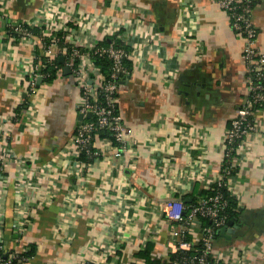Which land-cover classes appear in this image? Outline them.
I'll use <instances>...</instances> for the list:
<instances>
[{
  "label": "crops",
  "instance_id": "obj_1",
  "mask_svg": "<svg viewBox=\"0 0 264 264\" xmlns=\"http://www.w3.org/2000/svg\"><path fill=\"white\" fill-rule=\"evenodd\" d=\"M253 5L264 55V0ZM8 21L68 26L78 43L126 37L131 68L118 99L135 154L113 160L97 140L103 158L83 181L76 176L72 138L80 120L74 82L65 75L42 81L38 98L28 96L26 65L36 53L43 56L42 48L11 43ZM244 48L214 0H3L0 117L25 105L9 140L16 158L6 172L10 186L0 193L7 247L34 246L28 264H140L137 254L150 242L152 257L165 263L170 224L164 204L191 202L202 182L221 176L225 137L246 95ZM252 120L254 131L228 189L237 203L235 234L215 244L216 254L240 264H264V113L256 111ZM19 167H25L21 177L34 218L16 245ZM36 204L41 207L34 213Z\"/></svg>",
  "mask_w": 264,
  "mask_h": 264
},
{
  "label": "built area",
  "instance_id": "obj_2",
  "mask_svg": "<svg viewBox=\"0 0 264 264\" xmlns=\"http://www.w3.org/2000/svg\"><path fill=\"white\" fill-rule=\"evenodd\" d=\"M2 1L0 0V3ZM214 1L227 14L232 30L245 43L243 60L247 66V78L245 99L236 108L235 117L231 121L225 137L221 176L211 184L202 182V190L205 191L212 190V186H216L218 189L224 187L229 189L233 172L244 151L245 139L254 131L251 119L256 112V106H261L264 113V55L257 47L258 32L252 20L253 0ZM6 26L7 32L11 30L16 34V36L7 34L11 43L34 42L41 46L43 57L46 59L45 63L49 66H54L55 59L61 54L58 49V42L61 39L58 35L64 33V38L73 49L66 66L71 72V78L79 96L77 113L82 116L72 138L71 158L74 167H76L74 173L76 176L78 175L77 177L83 181L91 166L103 158L104 155L97 148V140L102 143L105 151L110 152V157L113 160L135 154L134 134L123 121L117 97L121 82L128 79L130 74L126 66L130 55L126 48H116L112 45L103 47L100 42L94 45L86 42H73L71 37L74 34V29L68 26L51 29L46 24L23 21H8ZM35 29H41V32L35 35ZM120 39L125 45L123 40L125 41L126 37L121 36ZM49 41L51 44L48 43ZM54 49H58L57 55L54 53ZM97 57L111 62L108 76H105L97 67L94 61ZM26 67V76L23 82L25 93L32 98H38V81H43L47 76L41 73L45 67L36 56L30 58ZM59 77L62 76L59 75L57 78ZM88 115H91L90 120H87ZM20 117L17 119L14 116L0 117V193L10 186L6 172L10 162L16 158L9 150V140ZM98 130L109 132L113 141L109 138L95 140L94 133ZM237 141L240 143L237 148V156L233 158L230 166L224 169V159L233 151L232 146ZM83 157L91 159L92 162L83 161ZM22 169L25 167L17 169L19 177L16 179L17 199L21 205L16 209V219L12 221V232L15 234L14 243L16 245L22 244L23 235L32 226L34 218L28 211V208L31 210V201L27 199L28 184L21 177L24 171ZM38 205L36 204L35 210L32 209V212L36 213L39 210L38 207L41 206ZM225 206L223 195L219 193L210 197L198 198L187 216H185V207L181 201H170L164 204V218L170 224V241L168 243L170 256L165 260V264H240L233 257L215 253L217 236L227 227L226 218L222 214ZM202 220H208L211 222V226H203ZM5 234V201L0 194V264H28L34 257L26 256L30 251L29 245L10 250L7 247ZM196 246H200L201 250H197V255L193 257L171 258V255L191 252ZM141 263L146 264L143 261Z\"/></svg>",
  "mask_w": 264,
  "mask_h": 264
},
{
  "label": "trees",
  "instance_id": "obj_3",
  "mask_svg": "<svg viewBox=\"0 0 264 264\" xmlns=\"http://www.w3.org/2000/svg\"><path fill=\"white\" fill-rule=\"evenodd\" d=\"M254 7V5H253ZM41 32V29H35L34 30V34L35 35H38L39 33ZM8 35L10 36H16V34H14L11 30H8ZM59 38L61 39L59 42H58V49L61 51V54L58 58L55 59V63H54V66H49L47 65L45 62H46V59L41 55V53H36V57L38 59H40V62H42V64L44 65V69L41 70V73L42 74H45L47 75L43 82L44 83H52L54 82L57 77L59 75L61 76H64V68L66 67L67 65V62L69 60V56L70 54L72 53V47L71 45L67 42V40L64 38L65 34L62 33L60 35H58ZM113 40V39H111ZM110 38H106V39H103L100 41V45L103 46V47H107V46H115L116 48H120V47H123V48H126L127 47L122 44V41L120 40H114V41H111ZM49 44H51V42L49 41L48 42ZM43 51V50H42ZM61 58H64L65 59V63H62L60 62V59ZM97 67L101 70V72L105 75V76H108L110 74V68H111V62L107 59H104V58H95L94 59ZM130 61H127L126 62V66L127 68L129 69L130 71V68H131V65L129 63ZM68 77H72L71 75V72H70V75ZM264 85V83H263ZM118 97V96H117ZM25 110V105L23 106H19L14 112H13V116L15 119H17L18 117H20L23 112ZM256 111H260L263 113V108L261 106H256ZM91 118H87V120H90ZM251 123L253 124V120L251 119ZM94 137H95V140L96 139H104V138H109L110 140L113 141V138L111 137V134L107 131H104V130H98L97 132L94 133ZM116 145V144H115ZM240 145L239 141L236 142V144H234L232 147H233V151L229 153V156L224 159V169H226L227 167L230 166L232 160L234 157L237 156V148L238 146ZM101 157V156H100ZM83 161H86V162H92L91 159H87V157H83ZM222 168V169H223ZM235 172V171H234ZM233 172V174H234ZM212 190L210 191H205V190H202L201 187H198V190H197V195L195 197L192 198V201L191 202H187V200L185 199H182V203L185 207V216L188 215V213L190 212V208L192 206H194L198 200V198H201V197H210V196H214L216 195L217 193L223 195V198L226 202V206L222 212L223 216L226 218V226H228V223L229 222H236L238 220V212H237V203L236 201L234 200V198L232 197V195L230 194V192L228 191V189L226 187L224 188H216V186H212L211 187ZM201 224L203 226H211V222H209L208 220H202L201 221ZM221 234H219L217 237L220 238ZM153 244L152 243H147L145 245V247L137 254V257L139 259H142L144 260V262H146V264H165L164 261L161 259V260H158V259H155L152 257V252H153ZM197 250L200 251L201 250V247L200 246H196L194 248L193 251L191 252H185L184 254H177V255H171V258L174 259V258H181V257H193L195 255H197ZM36 253V249L34 246H30V251L26 254L27 257H33Z\"/></svg>",
  "mask_w": 264,
  "mask_h": 264
},
{
  "label": "water",
  "instance_id": "obj_4",
  "mask_svg": "<svg viewBox=\"0 0 264 264\" xmlns=\"http://www.w3.org/2000/svg\"><path fill=\"white\" fill-rule=\"evenodd\" d=\"M60 62L65 63V59L61 58ZM64 74H65V76H69L70 75V70H69V68L67 66L64 68ZM41 82H42L41 80L38 81V83H41ZM90 117H91V115H88V118H90ZM79 120L80 121L82 120V116H79ZM235 230H236V227L234 225V222H229L228 226L225 229L222 230L221 236L234 235L235 234Z\"/></svg>",
  "mask_w": 264,
  "mask_h": 264
}]
</instances>
